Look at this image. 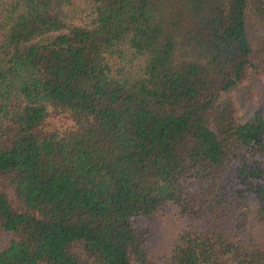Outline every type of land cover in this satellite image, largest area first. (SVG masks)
Wrapping results in <instances>:
<instances>
[{"label":"trees","instance_id":"obj_1","mask_svg":"<svg viewBox=\"0 0 264 264\" xmlns=\"http://www.w3.org/2000/svg\"><path fill=\"white\" fill-rule=\"evenodd\" d=\"M249 69L264 0H0V264H264L238 234L264 226ZM169 203L187 222L152 258L136 220Z\"/></svg>","mask_w":264,"mask_h":264},{"label":"rangeland","instance_id":"obj_2","mask_svg":"<svg viewBox=\"0 0 264 264\" xmlns=\"http://www.w3.org/2000/svg\"><path fill=\"white\" fill-rule=\"evenodd\" d=\"M231 94L238 107L240 118L247 119L253 112L264 107V73L255 69L247 70L242 82L233 88ZM48 120L59 128L69 124L58 115H50ZM249 208L252 211L254 209L252 204ZM251 214V211L247 213L246 225L238 234L243 239L252 237L264 246V226ZM186 222L187 219L180 215L178 208L170 203L156 210L151 217L136 220L140 228L148 230L147 247L152 258H158L171 248L174 234L182 229Z\"/></svg>","mask_w":264,"mask_h":264}]
</instances>
